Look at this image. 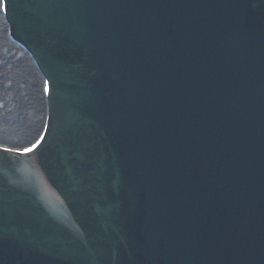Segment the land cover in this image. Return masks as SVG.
I'll use <instances>...</instances> for the list:
<instances>
[{"label":"water","instance_id":"water-1","mask_svg":"<svg viewBox=\"0 0 264 264\" xmlns=\"http://www.w3.org/2000/svg\"><path fill=\"white\" fill-rule=\"evenodd\" d=\"M47 79L0 148V264H264V0H2Z\"/></svg>","mask_w":264,"mask_h":264},{"label":"trees","instance_id":"trees-1","mask_svg":"<svg viewBox=\"0 0 264 264\" xmlns=\"http://www.w3.org/2000/svg\"><path fill=\"white\" fill-rule=\"evenodd\" d=\"M47 82L12 38L0 0V148L26 152L41 141L49 119Z\"/></svg>","mask_w":264,"mask_h":264},{"label":"snow or ice","instance_id":"snow-or-ice-1","mask_svg":"<svg viewBox=\"0 0 264 264\" xmlns=\"http://www.w3.org/2000/svg\"><path fill=\"white\" fill-rule=\"evenodd\" d=\"M31 149H29L28 151H30Z\"/></svg>","mask_w":264,"mask_h":264}]
</instances>
